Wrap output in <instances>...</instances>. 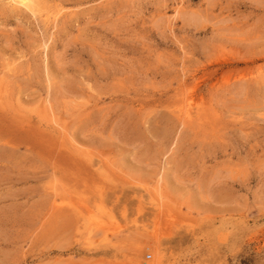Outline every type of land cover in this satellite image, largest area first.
<instances>
[{
	"label": "rangeland",
	"instance_id": "374dc122",
	"mask_svg": "<svg viewBox=\"0 0 264 264\" xmlns=\"http://www.w3.org/2000/svg\"><path fill=\"white\" fill-rule=\"evenodd\" d=\"M6 2L0 264H264V0Z\"/></svg>",
	"mask_w": 264,
	"mask_h": 264
},
{
	"label": "bare ground",
	"instance_id": "6f19581e",
	"mask_svg": "<svg viewBox=\"0 0 264 264\" xmlns=\"http://www.w3.org/2000/svg\"><path fill=\"white\" fill-rule=\"evenodd\" d=\"M7 1L8 4H11L14 7H24L27 8L28 10L34 12L36 10H39L42 8L41 3L42 0H4ZM6 2V3H7ZM62 5V4H61ZM56 7V6H55ZM58 9V8H57ZM61 7L59 8L58 11H60ZM52 13V12H51ZM61 13V12H60ZM52 15V14H51ZM42 17V16H41ZM50 17V16H49ZM51 21V20H50ZM55 21V20H54ZM52 23V22H51ZM55 23V22H54ZM184 114L182 117L183 118H187L188 117V113H182Z\"/></svg>",
	"mask_w": 264,
	"mask_h": 264
}]
</instances>
